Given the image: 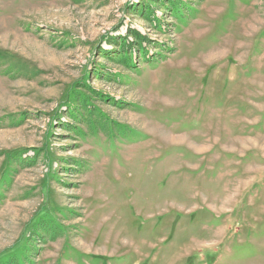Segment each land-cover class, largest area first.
<instances>
[{"label": "rangeland", "instance_id": "374dc122", "mask_svg": "<svg viewBox=\"0 0 264 264\" xmlns=\"http://www.w3.org/2000/svg\"><path fill=\"white\" fill-rule=\"evenodd\" d=\"M12 260L264 264V0H0Z\"/></svg>", "mask_w": 264, "mask_h": 264}, {"label": "trees", "instance_id": "16d2710c", "mask_svg": "<svg viewBox=\"0 0 264 264\" xmlns=\"http://www.w3.org/2000/svg\"><path fill=\"white\" fill-rule=\"evenodd\" d=\"M14 261H16V260H14ZM14 261L12 260V261L8 262V264H18L17 261L16 262H14Z\"/></svg>", "mask_w": 264, "mask_h": 264}]
</instances>
